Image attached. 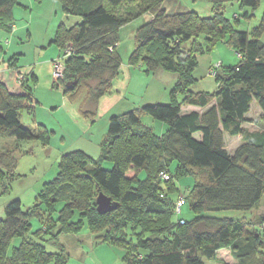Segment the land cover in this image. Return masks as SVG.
I'll use <instances>...</instances> for the list:
<instances>
[{
	"label": "trees",
	"instance_id": "1",
	"mask_svg": "<svg viewBox=\"0 0 264 264\" xmlns=\"http://www.w3.org/2000/svg\"><path fill=\"white\" fill-rule=\"evenodd\" d=\"M142 1L144 12L152 17L136 28L127 64L143 65L146 73L159 69L175 73L169 102L143 104L110 116L97 161L82 150L63 153L56 176L43 184L32 207L23 210L19 199L8 202L0 218V264H64L59 236L76 234L85 225L96 243L124 250L123 264H204L205 259L218 261L221 248L229 249L234 264H264L261 233L259 238L256 233H247L243 220L204 214L250 211L264 197V126L254 130L244 127L253 101L261 109L259 119L264 123V10L257 26L239 30L238 16H233L232 23L223 14L224 4L233 0H209L211 15L207 17L194 11L169 13L163 8L164 0ZM237 1L252 11L264 3ZM57 2L64 14L76 15L80 22L57 27L53 41L61 49L71 42L74 53L65 60L63 77L55 86H63V95L71 100L83 94L81 114L93 120L99 99L114 92L112 81L122 62L117 50L119 31L130 19L117 11L129 3L126 13H130L140 1ZM16 3L0 0V29L6 32L13 24ZM201 33L207 46L222 41L240 55L236 64L221 65L216 70L217 90L213 93L190 90L197 65L194 52L199 46L187 48L186 42ZM8 64L23 73L25 94L9 92L0 81V137L46 144L49 131L44 125L25 127L19 120L24 102L32 98L35 77L11 60ZM73 80L76 83L67 87ZM186 105L203 110L183 113L181 107ZM145 114L164 122L166 130L156 134L141 121ZM225 134L240 135L242 142L232 154L226 148ZM20 155L16 147L0 152V182L5 176L15 177ZM104 159L112 161V168H101L99 162ZM129 168L134 175L128 178L125 173ZM141 171L144 177L139 176ZM162 171L168 173L167 180L160 177ZM184 176H191L194 182L180 194L175 181ZM99 192L118 202L117 207L99 213L95 203ZM179 196H183V203L177 213L174 208ZM58 203L61 207L55 219L51 214ZM185 203L195 216L174 219ZM31 217L42 224L33 234H49L60 252H49L41 243L23 238L30 231ZM16 236L22 240L8 253L9 243Z\"/></svg>",
	"mask_w": 264,
	"mask_h": 264
},
{
	"label": "rangeland",
	"instance_id": "2",
	"mask_svg": "<svg viewBox=\"0 0 264 264\" xmlns=\"http://www.w3.org/2000/svg\"><path fill=\"white\" fill-rule=\"evenodd\" d=\"M43 1L48 2L49 0ZM139 1L140 4L138 7L136 6V9L130 11V13H126V11H129V3L123 5L117 11L119 16L125 15L126 18L130 19L129 22L126 25H123L119 31L120 41L118 52L123 54V58H125L133 49L134 33L136 28L145 20L152 17V15L148 12H144L146 11L145 3L142 0ZM43 5L46 6L45 2H43ZM211 6L212 5L209 0H164L163 2V8H165L169 13L194 11L200 17L210 16ZM30 9L31 7H28L25 10V13L23 14V21H25V19L28 20L31 11ZM263 10V2H261L252 11L251 8L242 6L240 2L233 0L224 4L223 14L227 19L231 20L232 23H234L233 16L236 14L239 18L238 24L236 23V28L239 30H249L258 25ZM251 12L252 15H250ZM138 13L139 15H137ZM246 13L250 15L247 18L244 17V14ZM16 16H19V14ZM16 16V22H21L23 17ZM77 18L78 16L76 15H70L69 19H73L72 22L70 21L71 24H75ZM44 22H46V20H44ZM27 39L28 36L25 33L23 37H18L17 41L14 42L16 43V47H14V43H12L10 51H6V55L5 49L7 47L8 40L3 39L0 43V46L2 47L0 50V65L3 63L2 58L4 56L7 58L9 52L10 54L11 52L18 50L25 52L29 46V41H27ZM261 40L264 41V35ZM194 46L199 47L194 52L197 65L192 72V76L195 81L190 86V90L194 92L204 91L213 93L217 90V84L215 81L216 72L214 74L213 71H210V69L212 67H216L217 70L221 65L230 66L235 64L238 61L237 53L222 41L218 42L214 46H207L205 35L203 33L186 42L187 48H192ZM217 63L218 65L215 66ZM140 67L141 69H137L138 74L135 77V83L133 82L129 87L126 99H121L122 101H119L117 104H113L110 107V110H106L107 116H97V114H99V106L97 104L95 115V117H97L94 122H91L92 120L90 117L82 115L80 116L83 118L82 122L87 121L86 124L81 123L78 126L72 120L74 119V116L76 117L79 113H81V106L84 99L83 94L75 100L68 99L67 97L65 98L66 115H63L62 111L55 112L56 109L49 105H42L39 103L35 107L32 101L28 104V107L25 106L22 109L21 116L19 118L20 123L25 127H34L36 124H42L49 131V137L46 144H43L40 140L34 139L17 140L14 137H0V152L6 148L10 149L16 147L19 154H21L19 156L18 165L14 170V174H16L15 177L9 178L8 176H5L0 182V218L4 217V207L11 200L19 199L23 210H27L33 206V204L37 201L38 193L42 189L43 184L52 180L56 176L58 172V161L63 153L72 151L75 147L78 148L84 146L83 148L87 150L86 152L90 158L97 161L99 157V146L97 143L93 142H98L103 134H105L104 132L107 130L105 129V122L107 118L130 110L128 109L129 106L132 108L143 104H152L147 103L152 102L150 100H154V103L161 104H167L169 102V91L173 84L170 85L171 83H168V78H175V73L164 70L165 72L162 73H165L166 75L154 76L152 72L146 74L144 71L145 67L143 65ZM13 70L16 71L15 82L17 83L18 76L21 75V72H19L18 69ZM218 72L220 73L221 70L219 69ZM56 81L57 80H55V82ZM21 84L17 83L20 87ZM39 89L41 90V88ZM58 91L60 96L64 97L63 86L60 85ZM130 92L134 95L133 97H129ZM114 93L115 92L111 94ZM73 114L75 115L73 116ZM261 114V109L256 102L253 101L250 110L246 115L247 121L244 123V127L248 130H254L264 126V123H262L259 119ZM141 121L145 125L151 126L156 134H161L162 131L160 128L162 125L166 126L164 122L156 120L147 114L141 117ZM199 135V133H196L195 137L198 138ZM224 141L228 152L231 154L242 142L240 135L228 136L227 134L224 136ZM99 163L101 168H112V161L110 160L104 159ZM170 170L173 172L174 164L170 166ZM162 173L166 172L162 171L159 174L160 177H162ZM125 174L126 177L129 178L134 175V170L129 168ZM139 176L144 177V172L141 171ZM175 182L180 194H183L190 186H192L194 179L191 176H184ZM60 207L61 203H58L55 206V209L51 214L52 218L56 219ZM41 209H45V207L41 206ZM204 214L214 217H228L235 220H243L246 223L247 228H245V230L247 233H256L258 238L259 233H261L260 236H264V197L262 198L260 204L250 211L230 209L206 211ZM194 216L195 213L190 210L188 203H185L181 207V213L174 216V219H178L180 217L191 219ZM39 228H42L40 220L36 217H31L30 231L24 235L23 238L41 243L49 252H60V246L49 240V234L42 233L39 237L33 234V232ZM58 239L64 247V264H123L121 256L123 255L124 250L120 247L112 246L109 243H96L86 225L78 233L63 234L60 235ZM21 240V237H13L9 243L7 252L10 253L12 248L18 246ZM217 256L218 261L205 259L204 264H234L236 262L228 248L219 249ZM48 264L54 263L50 262Z\"/></svg>",
	"mask_w": 264,
	"mask_h": 264
},
{
	"label": "crops",
	"instance_id": "3",
	"mask_svg": "<svg viewBox=\"0 0 264 264\" xmlns=\"http://www.w3.org/2000/svg\"><path fill=\"white\" fill-rule=\"evenodd\" d=\"M43 2H45L46 6L43 5ZM28 7H31L30 15L28 17V20L25 19V21H23L24 20L23 14L25 13V10ZM18 14L19 16H16ZM12 16H13V22H12L13 24L11 26L10 31L6 32L3 29H0V43L3 39L8 40V44L5 49V55L7 50L10 51L11 49L10 46L12 45V43L16 42L18 37L19 38L23 37L24 33L28 36L27 41H29V46L27 47V50L25 52L21 50L13 51L11 52V54L9 52L7 58H5V56L2 58L3 63L0 65V81L5 84L9 92L14 94H25V90L22 87L18 86L17 83L15 82L16 71L13 70L14 68L8 66L9 65L8 60H11V63L12 62L15 63V65L19 67V69H25L26 71H31L35 77V84L33 86V91L31 95L32 98L30 100H26L24 102V106L28 107V104L32 101L35 107L39 103H41L42 105L44 104L49 105L52 106L54 109H56L55 112L62 111L63 115H66V111H65L66 97L64 95H63L64 97L60 96L58 91L59 86H55V80L51 75L53 70L52 62L61 53V47L58 46L53 40L55 38L57 27L60 24H64L65 26H70L72 25L71 22L73 19L70 20L69 19L70 15H66L64 14V12L61 11L60 5L57 2V0H49L48 2L43 0H28V1L17 0V3L12 9ZM15 16L16 17L22 16L23 18L21 22L17 23L16 22L17 20H15ZM44 20H46V22H44ZM76 22H80L79 17L77 18ZM14 47H16V43H14ZM118 47L119 44L117 45V50ZM1 49L2 47L0 46V50ZM122 55L123 54L120 53L122 62L119 68L118 75L112 81V87L115 93L110 95L109 94L103 95L99 99L98 102L99 114H97V116L98 115L107 116L106 110H110V107L113 104H117L119 101H122L123 98L126 99V96L128 95L129 92L128 91L129 87L133 82L135 83V77L138 74L137 69L138 70L141 69L140 66L142 65L135 67L127 64V57L129 54L125 58H123ZM162 72L165 71L159 69L153 72L152 74L154 76L166 75L165 73ZM174 76L175 78L174 77L168 78V83H171L170 85L172 84L174 85L176 81V75ZM39 88H41V90ZM131 96L132 97L134 96L132 92H130L129 94V97ZM150 101L152 102H147V103H154V100H150ZM132 108L130 106L128 107V109H132ZM202 110L203 108L195 105H186L181 107V111L183 113L190 111L202 112ZM74 115L75 114H73V116ZM81 115L82 114L79 113V115H77L76 117L74 116V119H72L73 122L78 126L81 123L82 124L87 123V121L82 122L83 118L80 117ZM96 117H94V119L91 122L96 121ZM107 119L105 122V129L108 128L109 118ZM160 129L162 131L161 132L162 134L166 130V126L162 125ZM106 132L104 133L106 134ZM105 134H103V136L100 138L98 142H93V143H97V145L99 146V143L102 140V138L105 136ZM87 142L89 143L88 140ZM83 147H78V148L75 147L74 150H82L85 153H87L86 152L87 150H85Z\"/></svg>",
	"mask_w": 264,
	"mask_h": 264
},
{
	"label": "built area",
	"instance_id": "4",
	"mask_svg": "<svg viewBox=\"0 0 264 264\" xmlns=\"http://www.w3.org/2000/svg\"><path fill=\"white\" fill-rule=\"evenodd\" d=\"M113 46L109 47L110 50H112ZM74 53V49H73V45L71 42L69 43H66L63 48L61 49V53L60 55L57 57V59H55L53 62H52V77L54 80H59L63 77V73H64V66H65V60L73 55ZM237 56L239 57L240 55L237 53ZM219 63V62H218ZM218 63L215 65L217 66ZM210 71H213V73L215 74L216 72V67H212L210 69ZM24 78V75L23 73H21V75L18 76V80H17V83L21 84V81L23 80ZM162 179L164 180H167L169 178V175L166 174V173H162ZM183 203V196H179V198L177 199V202H176V205H175V208L174 209H177L175 210V212H180V206L181 204Z\"/></svg>",
	"mask_w": 264,
	"mask_h": 264
},
{
	"label": "water",
	"instance_id": "5",
	"mask_svg": "<svg viewBox=\"0 0 264 264\" xmlns=\"http://www.w3.org/2000/svg\"><path fill=\"white\" fill-rule=\"evenodd\" d=\"M76 83V80L69 82L66 86L70 87L71 84ZM96 209L99 213H106L111 209L117 207L118 202L112 201L109 196L104 194L103 192H99L95 198Z\"/></svg>",
	"mask_w": 264,
	"mask_h": 264
}]
</instances>
